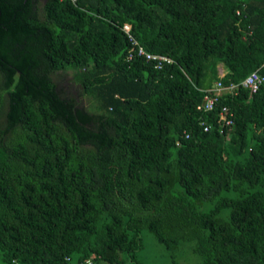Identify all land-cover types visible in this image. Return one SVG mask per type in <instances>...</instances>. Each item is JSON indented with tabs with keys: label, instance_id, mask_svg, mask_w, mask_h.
<instances>
[{
	"label": "trees",
	"instance_id": "16d2710c",
	"mask_svg": "<svg viewBox=\"0 0 264 264\" xmlns=\"http://www.w3.org/2000/svg\"><path fill=\"white\" fill-rule=\"evenodd\" d=\"M263 61L264 0H0V264H264V83L196 108Z\"/></svg>",
	"mask_w": 264,
	"mask_h": 264
},
{
	"label": "built area",
	"instance_id": "2783aa9c",
	"mask_svg": "<svg viewBox=\"0 0 264 264\" xmlns=\"http://www.w3.org/2000/svg\"><path fill=\"white\" fill-rule=\"evenodd\" d=\"M121 28L127 34L131 44V50L127 54L128 57L132 54L141 56L144 59L149 60L155 68H160L164 63L171 61L169 56L147 51L140 44H138L129 33V24L123 23ZM221 74L222 73L219 75ZM262 83H264V72L256 69L249 71L241 80H239V82H229L228 84L223 85L219 79H216L212 83L211 87L206 89L201 102L196 105V108L204 110L211 109L217 96H219L222 92H234L237 87L247 88L249 91L253 92ZM216 121L219 126L229 125L232 123V112L228 110L226 105L220 106ZM202 128L206 129L207 125L202 124ZM184 136H187V133H185ZM77 264H93V261L91 258H84L79 260Z\"/></svg>",
	"mask_w": 264,
	"mask_h": 264
},
{
	"label": "rangeland",
	"instance_id": "374dc122",
	"mask_svg": "<svg viewBox=\"0 0 264 264\" xmlns=\"http://www.w3.org/2000/svg\"><path fill=\"white\" fill-rule=\"evenodd\" d=\"M217 68H221V65L218 64ZM53 78L63 94L72 95L80 105L88 106L89 97L80 92V86L71 79L69 70L56 72ZM140 234L142 245L137 251V257L143 264H198V255L191 251L189 244L171 255L151 232L142 229Z\"/></svg>",
	"mask_w": 264,
	"mask_h": 264
},
{
	"label": "crops",
	"instance_id": "0c3cea01",
	"mask_svg": "<svg viewBox=\"0 0 264 264\" xmlns=\"http://www.w3.org/2000/svg\"><path fill=\"white\" fill-rule=\"evenodd\" d=\"M218 71L220 72V73H222L223 72V68L221 67V68H218Z\"/></svg>",
	"mask_w": 264,
	"mask_h": 264
}]
</instances>
